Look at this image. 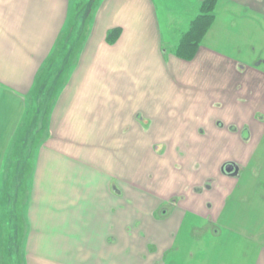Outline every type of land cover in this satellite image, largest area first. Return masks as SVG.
<instances>
[{"label": "crops", "instance_id": "obj_1", "mask_svg": "<svg viewBox=\"0 0 264 264\" xmlns=\"http://www.w3.org/2000/svg\"><path fill=\"white\" fill-rule=\"evenodd\" d=\"M204 1L0 0V264L208 263L264 173V0H218L180 59Z\"/></svg>", "mask_w": 264, "mask_h": 264}, {"label": "rangeland", "instance_id": "obj_2", "mask_svg": "<svg viewBox=\"0 0 264 264\" xmlns=\"http://www.w3.org/2000/svg\"><path fill=\"white\" fill-rule=\"evenodd\" d=\"M178 18L176 19L178 20ZM240 18L242 20L238 22L239 25L242 22H248L244 20L247 17ZM220 21L229 22L225 19ZM258 22L264 23V19H258ZM221 30H225V28L222 27ZM248 35L249 33L243 35L242 30H240L239 34L234 35L237 45L245 47L247 51L250 50L249 45L251 44V39L248 38ZM260 45H262V42L261 44L256 43L258 50L261 49ZM257 56L259 55L257 54ZM248 59L253 61L255 57L249 56ZM117 169L120 171L119 167ZM138 174L139 176L143 175L141 167ZM243 181L245 187L243 186L242 188H245V195L242 196L238 192L229 203L228 209L224 213V218L219 223L221 234L218 242L213 245L215 253L213 255L211 249L204 254L205 257L209 255L207 264H256L260 252L264 249V173L246 175L243 180L241 179V182ZM143 191L147 192V190H142L139 196L136 197L139 199L147 197L143 196ZM218 196L220 195L216 194L215 197ZM212 201H210L211 204L213 203ZM176 206H173L172 203L164 202L158 209L162 210V212H168L169 208L174 210ZM206 208L210 209L209 205ZM157 214L161 215V212L158 211Z\"/></svg>", "mask_w": 264, "mask_h": 264}, {"label": "trees", "instance_id": "obj_3", "mask_svg": "<svg viewBox=\"0 0 264 264\" xmlns=\"http://www.w3.org/2000/svg\"><path fill=\"white\" fill-rule=\"evenodd\" d=\"M218 0H205L199 3L192 12L193 17L188 18L176 30L174 45L170 48L171 54L183 59L192 60L209 29L215 20V9Z\"/></svg>", "mask_w": 264, "mask_h": 264}, {"label": "water", "instance_id": "obj_4", "mask_svg": "<svg viewBox=\"0 0 264 264\" xmlns=\"http://www.w3.org/2000/svg\"><path fill=\"white\" fill-rule=\"evenodd\" d=\"M224 173H226L227 175H235L236 174L235 167L233 165L226 166L224 169Z\"/></svg>", "mask_w": 264, "mask_h": 264}, {"label": "flooded vegetation", "instance_id": "obj_5", "mask_svg": "<svg viewBox=\"0 0 264 264\" xmlns=\"http://www.w3.org/2000/svg\"><path fill=\"white\" fill-rule=\"evenodd\" d=\"M228 165H233L235 167V170H236V174L235 175H229V176H232V177L238 176L239 175V172H240L239 167L236 164H233V163L227 164V165H225V167L228 166ZM225 167H224V169H225Z\"/></svg>", "mask_w": 264, "mask_h": 264}]
</instances>
